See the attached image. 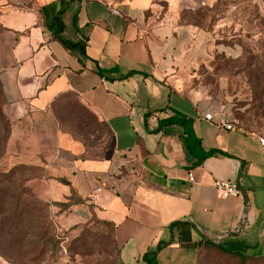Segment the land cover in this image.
Masks as SVG:
<instances>
[{"label":"crops","instance_id":"crops-1","mask_svg":"<svg viewBox=\"0 0 264 264\" xmlns=\"http://www.w3.org/2000/svg\"><path fill=\"white\" fill-rule=\"evenodd\" d=\"M216 2L5 0L1 9L7 161L39 172L28 185L42 200L69 202L75 192L83 201L68 213L54 208L62 226L93 216L113 223L122 264H148L144 255L159 244L155 264H197L204 235L234 253L264 256L263 136L237 128L223 83L214 88L201 74L239 47L181 21L185 9ZM65 7L61 37L78 44L73 49L51 30ZM67 93L112 133L103 158L87 156L104 141L99 132L88 148L62 129L53 105ZM169 118L187 121L201 148L218 152L200 161L182 125L160 127ZM220 182L239 194L219 196Z\"/></svg>","mask_w":264,"mask_h":264},{"label":"rangeland","instance_id":"rangeland-1","mask_svg":"<svg viewBox=\"0 0 264 264\" xmlns=\"http://www.w3.org/2000/svg\"><path fill=\"white\" fill-rule=\"evenodd\" d=\"M4 4L5 0H0V12ZM187 11L188 21L196 23L201 17L202 26L217 30L218 40L239 47L240 53L231 57L218 54L236 66L224 70L220 68L224 62L216 60L210 70L202 69V80L212 83L214 88L223 83L233 115H240L243 128L252 125V129L243 130L264 137V0H217L212 7L187 8ZM242 67L246 68L245 72ZM6 110V104L0 102V174L15 167L7 161L6 145L12 124ZM93 132H98L93 125L84 128L88 140ZM96 137L105 138V135L97 133ZM38 174L36 170L13 171L14 178L9 176L0 185V264H119L111 229L103 224H91L94 216L72 228L58 223L54 208L68 213L78 205L70 207L72 202L39 198L28 185ZM22 189L26 191L20 197V206L15 208L12 192ZM19 195L18 192L15 196ZM200 264H264V261L244 262L204 249Z\"/></svg>","mask_w":264,"mask_h":264},{"label":"trees","instance_id":"trees-1","mask_svg":"<svg viewBox=\"0 0 264 264\" xmlns=\"http://www.w3.org/2000/svg\"><path fill=\"white\" fill-rule=\"evenodd\" d=\"M75 1H77V0H72V2H75ZM207 7L208 6L201 7V8H198V10H203V9H206ZM65 11H66V7L60 11V13L56 19V23L54 24V26L51 27V30L53 31L55 37L58 38L68 49H73V48L77 47L78 44L73 43V42L68 41V40H64L61 37V34L64 32V27H65L63 19H62V14ZM186 12H188L187 9H185L181 14V21L182 22H185L186 24H190V25H194V26L206 29V27L201 25V23H202L201 17L198 18V22H196V23L190 22L185 17ZM189 12L191 13L192 10H190ZM198 13H199V11H198ZM199 15H200V13H199ZM74 22L77 24V17L74 18ZM55 25H56V30H54ZM207 29L213 30L214 27L207 28ZM217 42L225 44L224 42H222L220 40H217ZM216 60L224 62L223 66L222 65L220 66V68L224 67V70L229 68V67L236 66V65H234V63H232V61H227V59L224 55H221V56L217 55L215 57V59L211 62V66H213V64L216 62ZM245 70H246V68L242 67V71L245 72ZM101 72H105V71L101 70ZM0 102L7 104L5 97H4L1 82H0ZM53 107H54L55 113L59 119V122H60L62 129L64 131L72 134L75 138L84 142V144L86 146H88V148H89V146L91 147V144H89L88 139L84 136V128H87L89 125H93L99 133L105 135L104 141L99 146H95L96 148L93 149V152H91V149H90V150H88V153H87V156L91 157V158H98V159L103 158L105 155V152L110 148L111 139H112V133L109 131L106 124L103 122H100L94 113H92L88 108H86L83 104H81L70 93L62 95L56 102H54ZM233 116L237 121L240 120V115H236V116L233 115ZM67 118H70V123H69V120L67 121ZM242 120L243 119H241L240 121H242ZM240 121L237 122V124H236L237 128L252 129V125L250 123L248 124V126L243 128ZM168 124H180L185 128L187 138H188L187 139L188 148L190 149V152H192L194 155L200 156V158H201L200 161L204 160L207 157H211L218 152L216 150H210L207 152L204 151L200 146L199 139L196 138L192 127L190 126V124H188L187 121H185L183 119H178V118H169V119L162 120L160 127H163L164 125H168ZM9 136H10V133H9ZM9 136H8V138H9ZM92 147H93V145H92ZM94 151H96V152H94ZM197 152H199V153H197ZM20 169L21 170H30L31 172L35 171V169H33L31 167L17 165L11 171L4 173V174H0V185L7 182V177H9V176L12 177V179H13L14 176H11V173H13V171L15 172V171L20 170ZM25 191H26L25 189H22L19 191H13V192L11 191L13 194L12 195L13 199H15L14 200L15 208L17 205H19L20 197L24 194ZM18 192L20 193V195L15 196L16 194H18ZM0 194H1V191H0ZM69 202H72L70 207H72L73 205L83 204V201L75 194V192H74L73 196L69 199ZM13 208H14V206L12 205L10 207V209L13 210ZM91 224H103V225L108 226L111 229V238H112L113 245L117 251V258H118L119 264H122L120 261L119 251L115 245L114 238H113L115 225L113 223H110V222L102 221V220L98 219L96 216H94V219L92 220ZM228 244L229 243L227 241H224V240L216 241V240L208 238L204 235V239L202 241V244L200 245V251H199V255H198V259H197V264L201 263V254H202V251L204 249H212V250H215L217 252H220L223 255L238 258L244 262H246V261H264V256L263 257H249V256H246V255H243L240 253H234L228 249ZM163 246H164V244H159L156 249L146 253L143 257L144 260L148 264H155V260L157 258V255L160 252V250L163 248Z\"/></svg>","mask_w":264,"mask_h":264},{"label":"built area","instance_id":"built-area-1","mask_svg":"<svg viewBox=\"0 0 264 264\" xmlns=\"http://www.w3.org/2000/svg\"><path fill=\"white\" fill-rule=\"evenodd\" d=\"M204 119H206L208 121H212V114H210V113L206 114L204 116ZM222 126L227 130H233L234 129V123H232V122H227L224 124L222 123ZM259 141H260L261 145L264 147V138L260 137ZM190 180L194 181V179L192 177L190 178ZM216 189H217L219 196H222V197L237 196L239 194V190H238L237 186L235 184H231V183H226V182L217 183Z\"/></svg>","mask_w":264,"mask_h":264},{"label":"water","instance_id":"water-1","mask_svg":"<svg viewBox=\"0 0 264 264\" xmlns=\"http://www.w3.org/2000/svg\"><path fill=\"white\" fill-rule=\"evenodd\" d=\"M242 193H245L244 191L240 190Z\"/></svg>","mask_w":264,"mask_h":264}]
</instances>
